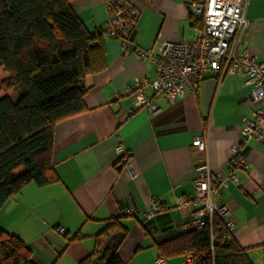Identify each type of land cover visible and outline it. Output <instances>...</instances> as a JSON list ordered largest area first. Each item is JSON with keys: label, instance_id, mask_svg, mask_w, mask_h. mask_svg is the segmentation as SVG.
Here are the masks:
<instances>
[{"label": "crops", "instance_id": "crops-1", "mask_svg": "<svg viewBox=\"0 0 264 264\" xmlns=\"http://www.w3.org/2000/svg\"><path fill=\"white\" fill-rule=\"evenodd\" d=\"M106 1L70 2L90 33H103L107 68L87 79V110L55 127L52 163L60 181L45 187L31 183L0 210V227L29 246L36 264H80L113 218H122L128 230L118 248L124 264H157L158 244L194 230L196 209L178 206V200L196 198V168L206 163L213 173L227 176L242 119H254L247 75L226 76L221 63L173 104L158 97L156 110L137 108L129 89L136 79L156 77L153 57L162 42H191L198 33V23L191 21L194 0H128L140 17L127 48L108 37ZM245 17L249 24L241 48L262 64L264 0H247ZM148 50L145 59L137 54ZM261 132L264 136V124ZM200 136L205 153L194 145ZM119 145L131 154L128 166ZM242 146L248 167L236 176L243 186L229 182L215 201L235 220L236 242L254 264H264V138ZM157 205L163 211L148 218ZM167 264L187 261L177 257Z\"/></svg>", "mask_w": 264, "mask_h": 264}, {"label": "trees", "instance_id": "trees-1", "mask_svg": "<svg viewBox=\"0 0 264 264\" xmlns=\"http://www.w3.org/2000/svg\"><path fill=\"white\" fill-rule=\"evenodd\" d=\"M70 2L0 0V66L8 73L0 82V210L31 183L60 181L52 163L55 127L87 110V79L107 68L103 33H90ZM116 232L124 237L104 250ZM127 234L122 218L109 220L80 264H124L118 248ZM157 247L166 260L192 255L187 264H254L220 218ZM0 264H36L29 246L2 227Z\"/></svg>", "mask_w": 264, "mask_h": 264}, {"label": "built area", "instance_id": "built-area-1", "mask_svg": "<svg viewBox=\"0 0 264 264\" xmlns=\"http://www.w3.org/2000/svg\"><path fill=\"white\" fill-rule=\"evenodd\" d=\"M246 6L247 0H194L190 8L191 21L193 24L201 23L195 38L191 42H162L159 54L153 57L156 77L150 81L136 79L134 87L129 89L137 108L156 110L153 99L163 97L168 104H173L178 96H183L185 89L196 90L202 74L216 63L222 64L226 76L245 73L246 84L253 87L250 104L254 108V119H242L239 127L241 140L234 146L229 174L222 176L213 173L206 163L200 164L195 170L196 198L184 197L178 200V206L191 205L196 209L198 220L194 230H201L212 224L214 218H220L225 228L233 233L235 220L228 216V207L217 204L215 198L229 182L237 187L243 186L236 176L237 171L248 167L242 145L252 139L264 138L261 132L264 124V63H259L246 49L241 48L249 24L245 17ZM106 9L108 37L119 40L123 48H127L132 41L140 12L128 0H108ZM150 53L151 50L137 52L143 59L150 56ZM146 91L151 92V99ZM194 145L200 153H205L206 142L203 136L198 137ZM117 152L122 157V164L128 166L131 154L122 145L118 146ZM162 211L161 206H153L148 218ZM125 213L131 214V210L127 209ZM58 232L64 235L63 229ZM193 260L192 255L186 256L187 263ZM156 263L167 264V260L159 257Z\"/></svg>", "mask_w": 264, "mask_h": 264}, {"label": "water", "instance_id": "water-1", "mask_svg": "<svg viewBox=\"0 0 264 264\" xmlns=\"http://www.w3.org/2000/svg\"><path fill=\"white\" fill-rule=\"evenodd\" d=\"M123 237L124 233L122 232H116L110 235V237L105 240L104 250L113 248Z\"/></svg>", "mask_w": 264, "mask_h": 264}, {"label": "rangeland", "instance_id": "rangeland-1", "mask_svg": "<svg viewBox=\"0 0 264 264\" xmlns=\"http://www.w3.org/2000/svg\"><path fill=\"white\" fill-rule=\"evenodd\" d=\"M7 77H8V73L6 72V70L3 67L0 66V82ZM17 94H18L17 91H12L8 95L10 97H12L14 100H16ZM3 95H5L4 92L0 91V97Z\"/></svg>", "mask_w": 264, "mask_h": 264}]
</instances>
